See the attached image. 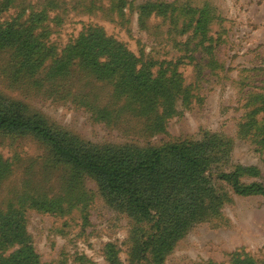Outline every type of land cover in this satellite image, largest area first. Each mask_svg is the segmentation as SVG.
I'll list each match as a JSON object with an SVG mask.
<instances>
[{"label":"rangeland","instance_id":"obj_1","mask_svg":"<svg viewBox=\"0 0 264 264\" xmlns=\"http://www.w3.org/2000/svg\"><path fill=\"white\" fill-rule=\"evenodd\" d=\"M148 1L168 4L171 12L146 13ZM56 2L15 0L2 18L25 8H51L50 17L63 16L62 22H50L49 39L58 50L88 24L100 26L152 60L154 73L175 67L186 92L175 98L158 132L147 126L146 117L124 111L125 99L110 84L79 70L61 93L51 92L50 85L38 89L24 72L10 75L5 50L0 51V100L95 145L146 147L216 135L226 152L211 168L255 167L257 175L246 174L241 182L264 185V145L257 142L264 140L258 129L264 125V0ZM198 19L207 22L204 40ZM211 178L214 189L225 193L216 214L195 222L159 263L147 254L141 264H230L236 253L264 264V197L236 194ZM8 210L23 218L41 264H135L130 253L136 240L153 233L149 220L109 201L91 176L56 162L39 139L0 131V212Z\"/></svg>","mask_w":264,"mask_h":264},{"label":"trees","instance_id":"obj_2","mask_svg":"<svg viewBox=\"0 0 264 264\" xmlns=\"http://www.w3.org/2000/svg\"><path fill=\"white\" fill-rule=\"evenodd\" d=\"M14 1H0V51L9 53L5 64L10 75L24 72L33 78L32 84L38 89L50 85L51 92L61 93L79 70L94 80L110 84L116 96L125 99L124 111L146 117L147 126L153 130H163L175 98L186 92L175 67L161 66L154 73L152 60L136 55L124 43L107 35L102 27L91 24L58 50L49 39L50 22L57 19L62 22L63 16L56 12L50 17L51 8H25L20 14L2 18ZM47 1L49 6L57 3V0ZM143 6L146 13L153 11L167 16L171 12L169 5L161 2L148 1ZM197 26L204 40L207 22L202 25L198 19ZM40 80L41 84L36 85ZM256 110L260 109H253ZM242 126L246 131L251 128L249 124ZM258 129L264 132V125ZM0 131L33 135L47 146L56 162L91 176L109 201L118 203L139 219L149 220L153 233L136 240L130 253V261L135 264H141L147 254L159 263L195 222L216 214L225 193L214 189L212 176L236 194L264 197L262 183L241 182L246 174L257 175L255 167H238L229 172L211 168V162L223 158L226 152L225 142L216 135L200 141L181 140L146 147L95 145L57 130L42 117L25 114L15 103L6 104L2 99ZM261 139L257 142L264 145ZM0 264H41L24 220L15 210L0 212ZM230 264L257 263L236 253Z\"/></svg>","mask_w":264,"mask_h":264}]
</instances>
